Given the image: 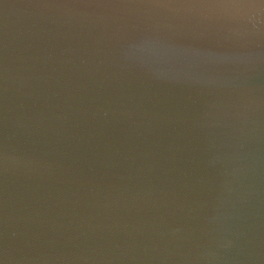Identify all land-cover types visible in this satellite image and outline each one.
I'll use <instances>...</instances> for the list:
<instances>
[{
  "label": "water",
  "instance_id": "1",
  "mask_svg": "<svg viewBox=\"0 0 264 264\" xmlns=\"http://www.w3.org/2000/svg\"><path fill=\"white\" fill-rule=\"evenodd\" d=\"M0 264H264L260 0H0Z\"/></svg>",
  "mask_w": 264,
  "mask_h": 264
},
{
  "label": "snow or ice",
  "instance_id": "2",
  "mask_svg": "<svg viewBox=\"0 0 264 264\" xmlns=\"http://www.w3.org/2000/svg\"><path fill=\"white\" fill-rule=\"evenodd\" d=\"M140 3H151L159 5H173L180 3H200V4H211L221 6H238L247 0H135ZM260 3L264 5V0H260Z\"/></svg>",
  "mask_w": 264,
  "mask_h": 264
}]
</instances>
